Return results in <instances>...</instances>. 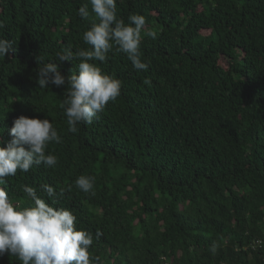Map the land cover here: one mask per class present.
I'll use <instances>...</instances> for the list:
<instances>
[{"label": "trees", "instance_id": "trees-1", "mask_svg": "<svg viewBox=\"0 0 264 264\" xmlns=\"http://www.w3.org/2000/svg\"><path fill=\"white\" fill-rule=\"evenodd\" d=\"M116 3L118 18L143 15L157 33L142 32L148 68L136 70L115 46L95 61L122 81L121 94L71 133L59 106L66 85L40 88L37 58L72 74L79 61L56 54L90 47L82 39L96 22L89 0H0V38L13 44L0 57V146L20 116L49 119L62 138L46 149L54 168L5 178L9 198L25 207L22 185L53 186L56 206L93 234L101 264H264V0ZM84 4L88 19L78 12ZM80 175L95 177L94 195L75 187ZM0 264L22 262L5 253Z\"/></svg>", "mask_w": 264, "mask_h": 264}, {"label": "clouds", "instance_id": "clouds-1", "mask_svg": "<svg viewBox=\"0 0 264 264\" xmlns=\"http://www.w3.org/2000/svg\"><path fill=\"white\" fill-rule=\"evenodd\" d=\"M96 22L91 23L83 33L84 44L88 48H64L56 54L59 63L78 60L72 74L65 78L56 62H43L36 70L37 83L40 88L54 85H66V92L60 102L66 116L68 131L77 133L81 124H92L95 118L105 110L109 102H115L120 96L122 81L104 73L95 61L104 63L113 50L123 53L136 70H147L148 64L141 59L140 45L142 32L155 40V30L146 29L143 15L133 13L127 22L117 17L116 0H89ZM82 19H88V5L78 9ZM0 22V28H4ZM13 50L11 41L0 38V57H5ZM78 73V74H77ZM149 84V80L144 81ZM11 140L7 146H0V257L7 253L16 257L22 264H101L100 257L90 253L93 234L77 228V217L72 210L56 206L57 192L49 184L36 187L22 185L21 189L31 201L28 206L14 205L7 192L6 177H14L19 170L28 172L33 166L44 165L54 168L56 155L46 153L52 142L62 143L56 128L49 119L28 118L20 116L13 121L9 129ZM27 146V148L25 147ZM95 177L80 175L74 185L84 193H95ZM72 191V185L61 188L59 195ZM39 193H43L52 203H47ZM102 234L97 231L95 239ZM219 245L213 241L209 247L216 255Z\"/></svg>", "mask_w": 264, "mask_h": 264}, {"label": "built area", "instance_id": "built-area-1", "mask_svg": "<svg viewBox=\"0 0 264 264\" xmlns=\"http://www.w3.org/2000/svg\"><path fill=\"white\" fill-rule=\"evenodd\" d=\"M260 244V242L256 241L255 245L253 246V248L256 247V245Z\"/></svg>", "mask_w": 264, "mask_h": 264}]
</instances>
